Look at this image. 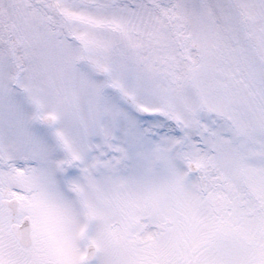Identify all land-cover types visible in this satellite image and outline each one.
<instances>
[{
  "label": "snow or ice",
  "instance_id": "6c2138e0",
  "mask_svg": "<svg viewBox=\"0 0 264 264\" xmlns=\"http://www.w3.org/2000/svg\"><path fill=\"white\" fill-rule=\"evenodd\" d=\"M0 264H264V0H0Z\"/></svg>",
  "mask_w": 264,
  "mask_h": 264
}]
</instances>
